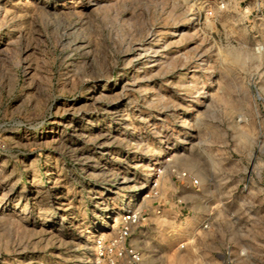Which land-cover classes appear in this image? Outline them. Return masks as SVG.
Instances as JSON below:
<instances>
[{"label": "rangeland", "instance_id": "obj_1", "mask_svg": "<svg viewBox=\"0 0 264 264\" xmlns=\"http://www.w3.org/2000/svg\"><path fill=\"white\" fill-rule=\"evenodd\" d=\"M139 207L143 264L264 261V13L0 0V264H105L97 237Z\"/></svg>", "mask_w": 264, "mask_h": 264}, {"label": "built area", "instance_id": "obj_2", "mask_svg": "<svg viewBox=\"0 0 264 264\" xmlns=\"http://www.w3.org/2000/svg\"><path fill=\"white\" fill-rule=\"evenodd\" d=\"M206 4H215L220 8H226L232 4V2H253L256 10L264 13V0H204ZM158 174L162 173V169H157ZM173 176L183 182L186 186L197 187L200 182L195 176H192L186 170L172 169ZM152 195H156L159 190L157 184L154 185ZM149 196L148 194H146ZM178 204L183 203L182 200L176 199ZM156 213L161 212L160 205L155 209ZM141 207L139 208H127L120 213L118 221L116 223L114 231L107 237L98 236L95 242V255L99 261H103L105 264H143V256L140 248L131 241L133 231L138 226L141 215ZM181 214L177 211L176 215ZM212 213L206 215L201 227L207 229L209 227L210 218ZM186 242L179 243L180 248H184ZM222 264H264V261L260 258H256L251 250L245 245H234L231 243H225L221 249Z\"/></svg>", "mask_w": 264, "mask_h": 264}, {"label": "crops", "instance_id": "obj_3", "mask_svg": "<svg viewBox=\"0 0 264 264\" xmlns=\"http://www.w3.org/2000/svg\"><path fill=\"white\" fill-rule=\"evenodd\" d=\"M219 257H220V264H222L221 252L219 253Z\"/></svg>", "mask_w": 264, "mask_h": 264}, {"label": "bare ground", "instance_id": "obj_4", "mask_svg": "<svg viewBox=\"0 0 264 264\" xmlns=\"http://www.w3.org/2000/svg\"><path fill=\"white\" fill-rule=\"evenodd\" d=\"M116 217H117V215H116ZM119 217V216H118ZM118 220V218L116 219V221Z\"/></svg>", "mask_w": 264, "mask_h": 264}]
</instances>
